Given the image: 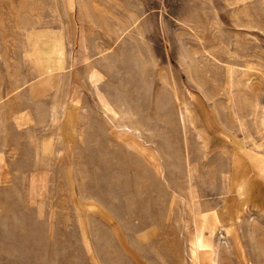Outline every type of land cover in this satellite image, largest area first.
I'll return each instance as SVG.
<instances>
[{"label":"rangeland","instance_id":"374dc122","mask_svg":"<svg viewBox=\"0 0 264 264\" xmlns=\"http://www.w3.org/2000/svg\"><path fill=\"white\" fill-rule=\"evenodd\" d=\"M197 227L264 264V0H0V264H195Z\"/></svg>","mask_w":264,"mask_h":264},{"label":"bare ground","instance_id":"6f19581e","mask_svg":"<svg viewBox=\"0 0 264 264\" xmlns=\"http://www.w3.org/2000/svg\"><path fill=\"white\" fill-rule=\"evenodd\" d=\"M106 104V103H105ZM110 107V106H109ZM109 109V108H108ZM107 110V109H106ZM113 110V109H112ZM108 112V110H107ZM112 114V113H111ZM115 115V113L113 114ZM131 129L127 128L126 131H127V135H130L132 134V132L130 131ZM205 240V236L203 234V229L202 227L201 228H196V232H194V236L193 238L191 239V250H192V254L194 256V263L197 264V262H200V258H199V255L200 253L202 252H206V251H209L210 248L212 247H208L206 244H204ZM207 240V239H206ZM218 256L216 255L214 257V262L213 264H217L218 262Z\"/></svg>","mask_w":264,"mask_h":264}]
</instances>
